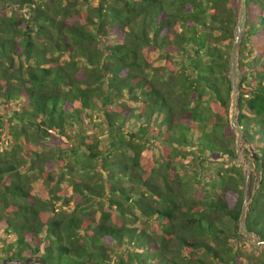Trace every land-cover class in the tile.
<instances>
[{
  "label": "trees",
  "instance_id": "1",
  "mask_svg": "<svg viewBox=\"0 0 264 264\" xmlns=\"http://www.w3.org/2000/svg\"><path fill=\"white\" fill-rule=\"evenodd\" d=\"M239 8L0 0V264H264L235 230ZM238 52L242 153L259 159L246 227L264 241V0H246Z\"/></svg>",
  "mask_w": 264,
  "mask_h": 264
},
{
  "label": "water",
  "instance_id": "2",
  "mask_svg": "<svg viewBox=\"0 0 264 264\" xmlns=\"http://www.w3.org/2000/svg\"><path fill=\"white\" fill-rule=\"evenodd\" d=\"M246 20V0H240V8L238 13V19L234 30V38L232 42L230 58H229V77L231 84V101L229 107V122L231 127L233 128L236 135V158L234 159V164L237 166H241L245 171L244 178V196L243 203L241 207V212L238 218L237 223L235 224V230L244 235L246 240L256 248L264 246V241L256 240L254 235L248 231L246 227V215L248 211V189L249 182L251 177V172L255 170V162L258 161V156L253 152L252 148H249L251 152V159L249 161H245L241 158V152L243 147V128L240 125L237 113H238V96H239V87L240 82L242 81V72L239 69L238 59H239V44L243 35L244 25ZM23 262L26 264L39 263V264H51L47 262L45 259L39 256H30L24 259L19 258H6L4 259L2 264H10V263H18Z\"/></svg>",
  "mask_w": 264,
  "mask_h": 264
},
{
  "label": "rangeland",
  "instance_id": "3",
  "mask_svg": "<svg viewBox=\"0 0 264 264\" xmlns=\"http://www.w3.org/2000/svg\"><path fill=\"white\" fill-rule=\"evenodd\" d=\"M157 57H158V54L153 55V58L155 59V64H163L164 63L163 60L161 58L159 60H157ZM241 158L244 160L242 152H241ZM244 173L246 174L245 170H244ZM255 180H256V183H257L258 178L256 177ZM250 193H251V191H250V188H249L248 189V203L250 202V196H251ZM65 261L64 260H59V259H55V260L51 259L50 263L51 264H67ZM70 264H75V263L74 262H70Z\"/></svg>",
  "mask_w": 264,
  "mask_h": 264
}]
</instances>
